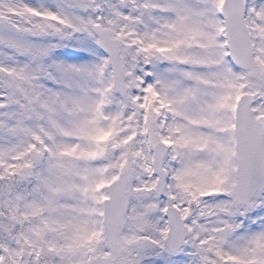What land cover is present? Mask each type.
<instances>
[{
	"label": "snow or ice",
	"instance_id": "1",
	"mask_svg": "<svg viewBox=\"0 0 264 264\" xmlns=\"http://www.w3.org/2000/svg\"><path fill=\"white\" fill-rule=\"evenodd\" d=\"M0 264H264V0H0Z\"/></svg>",
	"mask_w": 264,
	"mask_h": 264
}]
</instances>
